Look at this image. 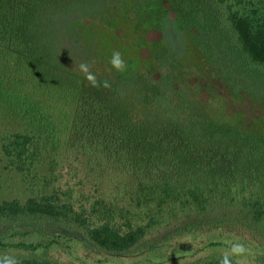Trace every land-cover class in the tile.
Segmentation results:
<instances>
[{"label":"trees","instance_id":"trees-1","mask_svg":"<svg viewBox=\"0 0 264 264\" xmlns=\"http://www.w3.org/2000/svg\"><path fill=\"white\" fill-rule=\"evenodd\" d=\"M70 33L110 88L86 86ZM1 99L26 123L0 165L43 183L0 201V251L30 252L20 264H162L201 237L211 253L186 264H219L228 240L264 259V0H0Z\"/></svg>","mask_w":264,"mask_h":264},{"label":"rangeland","instance_id":"rangeland-1","mask_svg":"<svg viewBox=\"0 0 264 264\" xmlns=\"http://www.w3.org/2000/svg\"><path fill=\"white\" fill-rule=\"evenodd\" d=\"M166 35L168 40L171 41L172 46L178 43L177 32L171 19L170 25L166 30ZM158 37L159 34L157 32L150 34L151 39H157ZM63 45L76 62L90 61V55L86 53L83 42L74 33L63 37ZM237 108L236 106L235 109ZM25 123L24 116L17 111L16 107L10 104L8 100H0V146L5 133L17 130ZM26 180L30 181V179L23 177L21 173L10 169L7 161H4L0 165V201L14 198H20L22 201H25L32 190H39L43 187V183L40 180L37 183H31V185L27 184ZM174 227L175 225L172 226V229ZM167 231H170V229ZM160 232V234H166V230ZM185 242L189 253L184 258L162 264H186L211 253L209 248H205V245L209 244L207 237H201L198 240H187ZM244 245L247 248V252L242 257H237V260L242 261V264H264V259L262 260L254 252L253 247L247 244ZM5 255L19 258L30 257L31 253L23 250L0 251V257ZM49 257L59 261L61 264H137L141 259V255L119 257L83 250L56 252L50 254Z\"/></svg>","mask_w":264,"mask_h":264},{"label":"clouds","instance_id":"clouds-1","mask_svg":"<svg viewBox=\"0 0 264 264\" xmlns=\"http://www.w3.org/2000/svg\"><path fill=\"white\" fill-rule=\"evenodd\" d=\"M108 64L111 66V70L118 73H124L128 70V66L119 51H114L108 60ZM79 71L84 75L87 81L88 87L100 88L103 87L108 89L111 87L108 81H99L96 75L92 72V64L89 62H82L79 64ZM230 245V249L225 251L224 254L219 258V264H233L232 257H242L246 252L247 248L244 244L239 242H227ZM0 264H20V261L12 256L0 257ZM236 264H242V261L237 260Z\"/></svg>","mask_w":264,"mask_h":264}]
</instances>
